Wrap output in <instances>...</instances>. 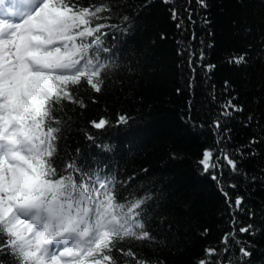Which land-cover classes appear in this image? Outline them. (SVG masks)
<instances>
[{"label":"trees","instance_id":"trees-1","mask_svg":"<svg viewBox=\"0 0 264 264\" xmlns=\"http://www.w3.org/2000/svg\"><path fill=\"white\" fill-rule=\"evenodd\" d=\"M78 3H107L112 11L102 15H111L109 22L127 31L117 29L115 39L105 38L110 52L102 56L119 67L101 93L82 91L77 99L87 107L65 102V110L57 113L62 119L57 160L78 159L85 170L99 166L117 175L124 181L116 186L117 199L151 197L142 219L153 239H126L118 247L156 264H197L206 248L215 247L220 255V240L232 231L234 215L237 238L250 245L251 264H264V0H205L207 7L197 0ZM189 50L195 52L193 65L199 63L194 76ZM201 51L204 58L198 62ZM241 55L244 62H230ZM207 65L215 67L206 71ZM229 98L243 111L222 117L220 105ZM120 115L129 118L127 124L117 125ZM101 118L109 124L94 129L90 121ZM217 119L219 130L213 127ZM254 138L259 142L251 144ZM97 143L108 144L110 151ZM205 150L213 152V160L220 157L223 167L205 173L198 163ZM222 152L237 161L236 173L225 165ZM213 172L218 180L211 178ZM224 192L232 202L243 197L245 210L237 212L234 203L230 210ZM247 210L254 213L251 219ZM247 224L254 226V236L239 232ZM229 258L240 264L238 246L231 245L223 259ZM211 259L215 264L218 256ZM0 260L11 264L8 256Z\"/></svg>","mask_w":264,"mask_h":264},{"label":"snow or ice","instance_id":"snow-or-ice-1","mask_svg":"<svg viewBox=\"0 0 264 264\" xmlns=\"http://www.w3.org/2000/svg\"><path fill=\"white\" fill-rule=\"evenodd\" d=\"M197 2L207 7L205 0ZM111 11L107 3L84 6L78 0H0V256L10 257L11 264H156L118 247L126 239H153L142 219L143 206L151 197L117 199L116 186L124 183L117 175L99 166L85 170L78 159L57 160L62 131L57 113L65 110V102L87 107L83 98L77 99L79 94L86 90L101 93L105 80L119 67L114 59L102 56L110 52L105 38L111 34L115 39L117 29L127 31L110 23L111 15H102ZM172 18L177 19L175 8ZM188 19L194 23L190 11ZM194 58L195 52L189 50L193 76L199 66L193 65ZM203 58L201 51L198 62ZM230 62L240 64L244 56ZM214 67L207 65L205 70ZM238 111L243 108L232 98L220 105L222 117ZM128 119L120 115L117 125L127 124ZM90 124L102 130L109 121L101 118ZM213 127L220 129L219 119ZM86 139L95 141L92 134H86ZM258 142L254 138L251 144ZM95 146L110 151L106 143ZM213 156L205 150L198 161L205 173L220 166V157L213 160ZM221 156L236 173L237 161L227 152ZM211 178L218 180L215 172ZM224 196L230 210L233 203L237 212L245 210L243 197L232 202L227 192ZM247 211L251 219L254 213ZM231 223L232 231L220 240L224 246L220 255L217 248H206L205 258L197 264H213V256H218L215 264H233L230 258L223 259L231 245L239 247L240 264H251L250 245L237 238L234 215ZM239 232L255 235L252 224L240 227Z\"/></svg>","mask_w":264,"mask_h":264}]
</instances>
